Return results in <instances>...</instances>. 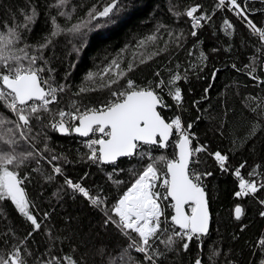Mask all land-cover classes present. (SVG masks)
<instances>
[{
	"label": "trees",
	"instance_id": "obj_1",
	"mask_svg": "<svg viewBox=\"0 0 264 264\" xmlns=\"http://www.w3.org/2000/svg\"><path fill=\"white\" fill-rule=\"evenodd\" d=\"M57 2L0 0V31L9 26L22 28V12L33 15L30 6L35 9L34 19L16 48L28 45L25 50L29 55L42 58L38 60L46 69L42 79L51 78L54 86H64V91L57 93V103L49 106L50 113L98 108L116 99L113 92L128 90L127 81L131 80L137 90L143 87L157 92L167 105L159 107L161 115L168 122L180 116L192 148L203 149L193 152L190 173L201 176L199 183L211 214L210 229L194 236L187 251L179 238L171 248L163 243L155 245L164 253L163 264H194L197 258L202 264H262L264 216L260 215L263 205L259 200L264 199V190L237 197L233 171L239 169L241 176L258 188L264 183V41L229 8L216 9L217 0H121L119 12L110 19L91 21L82 30L83 35L67 29L81 20L88 21L89 13L101 10L108 0H68L61 8L53 7ZM246 3L250 18L264 26V0ZM197 4L212 20L202 22L197 35L192 36L186 12ZM61 11L67 15L59 16ZM52 17H56L60 29H54ZM225 18L233 24L228 31L223 25ZM54 30L60 34L52 36ZM16 54L23 55L18 51ZM112 61L120 67L112 66L105 74L104 69ZM89 73L93 74L91 80L87 79ZM177 75L180 79L174 80ZM176 87L181 89L180 102L169 94ZM0 115L12 118L3 108ZM41 115L43 121H33L28 140L18 132L10 135L7 129L13 128L11 123L0 125V151H11L4 141L14 139L17 154L34 153L12 170L23 179L21 186L32 204L30 212L41 223V229L33 232L30 222L10 200H0V257L7 258L19 247L41 258L71 256L78 264H147L143 253L128 246L133 239L139 241L138 235L120 228L111 209L134 180L132 170L146 166L148 161H141L139 156L110 164L92 161L87 141L97 137L95 133L89 137L71 132L61 135L48 126L53 117ZM54 118L59 119L58 115ZM64 119L71 127L78 122L69 116ZM253 126L256 134L250 135ZM179 136L173 129L167 148L143 146L142 150L152 156L174 158ZM217 151L227 156L224 168L215 159ZM53 156L57 157L55 161ZM54 165L61 168V174L54 172ZM158 167L166 172L162 165ZM66 179L86 187L90 196L101 198V203L93 205L67 185ZM171 203L168 199L162 205L169 218ZM237 205L243 209L239 219L235 215ZM106 217H111L113 223L105 224ZM172 227L179 231L171 226L168 232L160 233L161 241L172 234ZM28 232L33 235L27 237ZM22 258L32 264L33 257L24 253Z\"/></svg>",
	"mask_w": 264,
	"mask_h": 264
},
{
	"label": "snow or ice",
	"instance_id": "obj_2",
	"mask_svg": "<svg viewBox=\"0 0 264 264\" xmlns=\"http://www.w3.org/2000/svg\"><path fill=\"white\" fill-rule=\"evenodd\" d=\"M67 2L68 0H58L53 7L61 8ZM215 7L216 9L229 8L237 18L245 22L260 41H264V26H258L250 18L246 0H217ZM120 8L121 0H108L102 10L89 13L88 21L81 20L68 28L67 31L83 35L82 30L86 29L91 21H98L101 18L110 19L112 15L120 11ZM30 11L33 15H24L22 12L25 20L22 28L20 25L9 26L5 31H0V108H3L12 117L6 119L0 115V125L11 123L15 132L13 128H9L7 129L8 133L15 135L18 132L21 138L28 140L30 137L27 133L32 131L33 121L42 122L44 119L41 113L51 115L53 118L50 119L48 126L61 133H68L70 130L71 126H66L64 119L69 116L72 121H79L78 124L71 127V131L83 137H89L90 133L101 134L100 138L87 141V146L91 151L90 160L114 163L121 157L134 158L136 156H139L141 161L147 160L146 166L132 170L134 180L115 201L111 211L118 217L120 228L131 230L132 233L138 235L139 241L133 239L128 246L135 247L137 252L143 253V260L147 264H163L161 257L164 253L155 247L158 243H163L171 248L177 243L176 238H179L180 241H184L182 249L187 251L189 242L194 236L206 234L209 231L210 217L204 188L199 183L201 176L190 173L193 152L199 153L203 149L190 148L192 140L190 135L182 131L180 116H175L171 118L170 122H166L157 109L158 107H167V105L163 103V98L157 92L143 87L137 90L131 80L127 81L128 90L113 92L112 96L116 99L101 104L98 108L92 107L84 110L76 108L72 112L61 109L58 113H50L49 106L57 103V93L58 91L63 92L64 86H54L51 78L42 79L41 74L46 71L43 66L38 64V60L42 58L37 55H29L25 50L28 45H25V48H16V45L24 39L23 32L27 31L29 22L34 19L35 9L30 6ZM58 15L66 16L67 13L61 11L58 12ZM186 16L191 18L193 29L202 27V22L210 23L212 20V16L204 13L199 4L190 7ZM51 23L54 29H60L56 17L51 18ZM223 25L225 31L233 28V24L226 18L223 19ZM59 34L60 32L57 30L51 32L52 36ZM191 35L196 36L197 32L192 31ZM44 47L47 45H41V48ZM17 51L23 55H17ZM24 61L27 63L25 64ZM112 66L117 69L120 67L116 61H112V65L105 68L104 73H108ZM120 75L123 76V73ZM92 77L93 74L89 73L87 79L91 80ZM173 79L179 80L180 76L177 75ZM253 79H255L254 76ZM169 94L177 102L182 100L179 87L175 88L174 93L169 92ZM55 115H58L59 119H55ZM191 127V124L187 125V128ZM173 129L181 131L176 142L178 154L174 158L164 155L152 156L150 152L142 150L143 146L167 148ZM262 130H264V125H262ZM255 134L256 129L253 126L250 129V135ZM16 143L17 141L14 139L5 140L4 144L12 150L0 151V200H10L18 213L30 222L33 232H35L41 229V223L38 222L37 216L30 212L32 204L26 195L25 188L21 186L23 179L18 171L12 170V166L19 168L26 159L33 157L34 153L30 151L17 154L14 148ZM36 154L39 155V153ZM214 156L221 168H224L227 156L222 155L219 151L215 152ZM51 159L55 161L57 157L53 156ZM158 165H162L166 172H162ZM53 170L56 174H61L59 166L54 165ZM205 175H211V173H205ZM235 175L240 178V190L235 192L237 197L255 195L264 190V183L258 188L255 182L245 180L239 169L236 170ZM158 181H162L159 187L165 189L164 193L155 190ZM65 183L90 199L93 205L101 203L99 196H90L89 191L79 183L70 179H66ZM169 198L173 203L168 207H171L174 212L170 218L165 216L162 206L163 202L168 201ZM189 203L192 205L190 215L184 210L185 205ZM259 203L264 205V199H260ZM242 213L243 209L237 205L235 207L236 218L239 219ZM43 215L47 217L48 213L45 212ZM260 215L264 216V212H261ZM111 223H113L111 217H106L105 224ZM171 226H178L179 231L172 227V234L161 241L160 233L168 232ZM33 232H28L27 237H31ZM24 253L33 257L32 264H78L71 256L53 255L51 258H41L31 251L19 247L11 251L7 258L0 257V264H28L26 259L22 258ZM194 264H202V261L197 258Z\"/></svg>",
	"mask_w": 264,
	"mask_h": 264
},
{
	"label": "water",
	"instance_id": "obj_3",
	"mask_svg": "<svg viewBox=\"0 0 264 264\" xmlns=\"http://www.w3.org/2000/svg\"><path fill=\"white\" fill-rule=\"evenodd\" d=\"M159 108V107H158ZM158 110V109H157ZM167 122V121H166ZM78 123H79V121H78ZM60 134H67V133H61V132H59ZM77 135H79L78 133H76ZM79 136H81V135H79ZM172 136H173V134H172ZM172 136H170V138H169V140L172 138ZM191 148V147H190ZM176 149H177V154H178V148L176 147ZM121 158H123V157H121ZM118 159H120V158H118ZM103 163H105V162H103ZM170 200H171V198H169ZM191 203H189V204H187V205H185V208H184V210H185V212L187 213V214H191V211H189V210H187V208H188V206L190 205ZM208 211H209V217H210V219H209V229H210V225H211V214H210V210H209V208H208ZM172 214H174V212H173V210H172ZM178 227V226H177Z\"/></svg>",
	"mask_w": 264,
	"mask_h": 264
},
{
	"label": "bare ground",
	"instance_id": "obj_4",
	"mask_svg": "<svg viewBox=\"0 0 264 264\" xmlns=\"http://www.w3.org/2000/svg\"><path fill=\"white\" fill-rule=\"evenodd\" d=\"M102 10V9H101ZM190 25H191V27H192V21H191V18H190ZM192 30H194L193 28H192ZM159 109V108H158ZM159 111V110H158ZM166 120V119H165ZM167 121V120H166ZM168 122V121H167ZM76 124H78V122L76 123ZM66 126H67V124H66ZM74 127V126H73ZM180 134H181V131L180 130H177ZM182 131H184V133H186V130H184V129H182ZM58 132V131H57ZM73 133V134H76L74 131H71V128H70V130H69V132L67 133V134H69V133ZM59 133V132H58ZM60 134V133H59ZM67 134H61V135H67ZM90 134H92V133H90ZM89 134V135H90ZM97 134H99V135H101L100 133H98L97 132ZM77 135V134H76ZM79 136V135H78ZM83 137V136H82ZM179 139V138H178ZM177 139V140H178ZM191 139V138H190ZM190 147H191V145H190ZM192 148V147H191ZM177 150V149H176ZM123 158H125V157H123ZM121 159V158H120ZM119 160V159H118ZM102 162V161H101ZM191 162V161H190ZM103 163V162H102ZM104 164H110V163H104ZM82 187H84V186H82ZM84 188H86V187H84ZM87 189V188H86ZM263 212H264V205H263ZM178 228V227H177Z\"/></svg>",
	"mask_w": 264,
	"mask_h": 264
},
{
	"label": "built area",
	"instance_id": "obj_5",
	"mask_svg": "<svg viewBox=\"0 0 264 264\" xmlns=\"http://www.w3.org/2000/svg\"><path fill=\"white\" fill-rule=\"evenodd\" d=\"M198 28H196V29H194L193 31H196ZM91 139H98V138H96V137H92ZM235 172L236 171H233V175L235 176V178H236V181H237V184H238V191L240 190L239 189V183H240V178H238L236 175H235ZM160 183H162L161 181H158L157 182V189L159 188V184Z\"/></svg>",
	"mask_w": 264,
	"mask_h": 264
},
{
	"label": "rangeland",
	"instance_id": "obj_6",
	"mask_svg": "<svg viewBox=\"0 0 264 264\" xmlns=\"http://www.w3.org/2000/svg\"><path fill=\"white\" fill-rule=\"evenodd\" d=\"M96 135H97V137L96 138H100V135L99 134H97V133H95ZM98 147V146H97ZM192 147V146H191ZM237 170V169H236ZM236 170H234V171H236ZM162 182V181H161ZM156 191H160V192H162V193H164L165 192V189L164 188H162V187H159L158 189L156 188L155 189ZM191 204L189 205V209H190V211H191Z\"/></svg>",
	"mask_w": 264,
	"mask_h": 264
}]
</instances>
